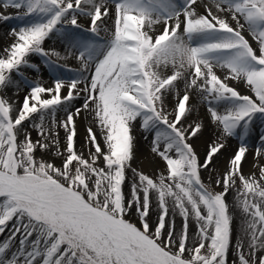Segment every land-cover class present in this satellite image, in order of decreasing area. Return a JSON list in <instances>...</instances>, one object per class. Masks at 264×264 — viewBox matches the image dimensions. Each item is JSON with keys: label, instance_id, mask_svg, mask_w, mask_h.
I'll use <instances>...</instances> for the list:
<instances>
[{"label": "snow or ice", "instance_id": "1", "mask_svg": "<svg viewBox=\"0 0 264 264\" xmlns=\"http://www.w3.org/2000/svg\"><path fill=\"white\" fill-rule=\"evenodd\" d=\"M0 21V264H264V0Z\"/></svg>", "mask_w": 264, "mask_h": 264}, {"label": "bare ground", "instance_id": "2", "mask_svg": "<svg viewBox=\"0 0 264 264\" xmlns=\"http://www.w3.org/2000/svg\"><path fill=\"white\" fill-rule=\"evenodd\" d=\"M15 22H13L14 24ZM12 24H5L4 22L0 21V48H2L5 44L6 40V33L10 30ZM31 75V73H29Z\"/></svg>", "mask_w": 264, "mask_h": 264}, {"label": "rangeland", "instance_id": "3", "mask_svg": "<svg viewBox=\"0 0 264 264\" xmlns=\"http://www.w3.org/2000/svg\"><path fill=\"white\" fill-rule=\"evenodd\" d=\"M9 24H13V22H9ZM45 73H46V70H45ZM249 160H251V157H249ZM0 239H2V237H0Z\"/></svg>", "mask_w": 264, "mask_h": 264}]
</instances>
